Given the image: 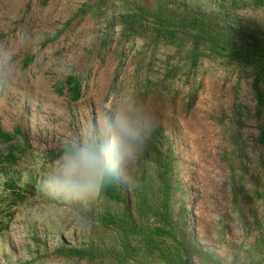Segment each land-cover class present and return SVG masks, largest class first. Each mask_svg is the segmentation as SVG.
Wrapping results in <instances>:
<instances>
[{"label":"rangeland","instance_id":"374dc122","mask_svg":"<svg viewBox=\"0 0 264 264\" xmlns=\"http://www.w3.org/2000/svg\"><path fill=\"white\" fill-rule=\"evenodd\" d=\"M230 1L189 0L203 6ZM28 4L33 18L20 25ZM87 4L88 0H52L48 8L38 10L37 0H0V36H5L0 44V67L6 66L0 129L12 132L17 125H24L35 154L32 161L21 163L23 182L33 172L41 176L39 185L47 191L43 180L58 168L64 149L78 146L87 129L95 126L102 130L114 109L135 102L151 115L154 130L165 129L174 146L178 188L175 214L179 218L187 207L188 213L181 218L187 238L225 264H252L249 252L264 236V204L256 202L255 197L256 192L264 193V147L258 143L262 123L253 117L257 102L250 73L227 74L215 63L205 62L196 79L202 86L192 98L188 96L190 85L181 76L162 85L173 48L162 46L154 51L152 46L131 41L120 29L112 28L117 24L111 25L115 18L125 12L120 4L101 18L89 20V15L78 19L71 39L65 34L54 41ZM237 8L245 22L255 18L250 9L240 4ZM108 34L112 42L103 49L101 42ZM66 39L69 43H60ZM64 50V60L56 61L55 56ZM29 53L41 61L23 73L22 61ZM46 58L53 62L44 67ZM172 62L178 64L180 57ZM71 74L87 76L86 95L77 104L67 102L56 90V80ZM226 149L238 166L236 181L242 182L253 197L242 206L245 224L232 203L233 176L222 159ZM140 156L141 152L131 162L130 175L139 174ZM126 196L131 197L130 192ZM53 198L50 203L38 196L0 233V264L31 262V252H37L36 239L44 244L41 251L48 255L61 244L87 243V233L72 202ZM193 264L204 263L195 258Z\"/></svg>","mask_w":264,"mask_h":264},{"label":"trees","instance_id":"16d2710c","mask_svg":"<svg viewBox=\"0 0 264 264\" xmlns=\"http://www.w3.org/2000/svg\"><path fill=\"white\" fill-rule=\"evenodd\" d=\"M37 1L38 10H45L52 0ZM88 1L89 4L76 13L54 41L62 39L65 34L71 39L78 19L89 15L92 16L89 20L101 18L120 4L125 12L119 19L115 18L111 25L117 24L112 28L120 29L131 41L152 46L154 51L162 46L173 48L174 56L168 57L169 67L161 80L162 85L181 76L185 84L190 85L188 96L192 98L196 89L202 86L196 79L205 62L215 63L227 74L249 72L257 102L253 117L262 123L258 143L264 147V0L215 2L214 6L193 5L189 0H153L150 3L141 0ZM239 4L250 9L255 18L250 22L242 20L238 14ZM29 9V4L23 9L20 25L33 18ZM3 38L5 36L1 35L0 44ZM67 42V39L60 41ZM111 42L108 34L101 42L102 48ZM66 52L64 50L54 59L64 60ZM68 52H72V48L68 47ZM176 57H180L178 64L172 62ZM40 61V57L27 54L21 71L27 73ZM52 62L46 58L42 64L46 67ZM153 65L149 66L150 73ZM4 67H0V100L5 88ZM56 81L59 96L69 103L77 104L86 95L87 76L71 74ZM72 148L66 147L61 155ZM174 151L165 129H155L138 159L139 174H131L135 184L128 186L129 191L126 185L113 183L86 200L87 203L72 201V209L81 220L82 230L87 233V243L81 246L61 244L48 255L41 251L44 244L36 239L37 252H31L34 259L28 264H193L195 258L204 264H225L187 238L186 227L181 222L188 213L187 207L183 208L179 218L176 217L174 198L178 188L174 176L177 162ZM228 151L225 150L222 159L229 165L233 176L232 203L245 224L242 206L253 197L242 182L236 181L238 166ZM33 154L23 124L17 125L12 132L0 129V233L26 212L38 196L46 197L50 203L55 201L40 187V175L30 173L27 182H23L24 177L19 175L23 171L21 163L32 161ZM261 166L264 169V157ZM128 192L131 197L126 196ZM255 197L256 202L264 204L263 192H256ZM249 253L253 257L252 264H264V236Z\"/></svg>","mask_w":264,"mask_h":264},{"label":"clouds","instance_id":"9594fccd","mask_svg":"<svg viewBox=\"0 0 264 264\" xmlns=\"http://www.w3.org/2000/svg\"><path fill=\"white\" fill-rule=\"evenodd\" d=\"M153 132V118L135 102L118 107L102 130L87 129L78 146L63 154L44 186L55 198L84 202L110 184L134 185L130 164Z\"/></svg>","mask_w":264,"mask_h":264}]
</instances>
